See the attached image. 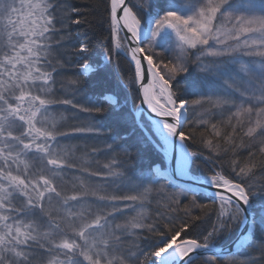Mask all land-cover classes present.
Masks as SVG:
<instances>
[{
	"label": "snow or ice",
	"instance_id": "6c2138e0",
	"mask_svg": "<svg viewBox=\"0 0 264 264\" xmlns=\"http://www.w3.org/2000/svg\"><path fill=\"white\" fill-rule=\"evenodd\" d=\"M99 2L111 39L105 59L126 56L139 86L140 105L123 119L164 161L174 158L176 175L215 161L204 181L212 205L160 184L166 168L143 180L122 170L127 150L91 122L118 100L88 96L87 60L62 75L66 54L88 52L70 47L71 26L82 22L71 0H0V264H264V203L253 206L264 202V0ZM190 65L204 74L192 99L175 87ZM61 106L91 120L65 131ZM71 133L111 143H62ZM209 212L210 227L188 237ZM222 239L232 249L216 248Z\"/></svg>",
	"mask_w": 264,
	"mask_h": 264
},
{
	"label": "trees",
	"instance_id": "16d2710c",
	"mask_svg": "<svg viewBox=\"0 0 264 264\" xmlns=\"http://www.w3.org/2000/svg\"><path fill=\"white\" fill-rule=\"evenodd\" d=\"M156 2L160 7H163L167 0H156ZM71 3L80 10V14L76 18H79L82 22L79 25L71 26L70 47L74 46L78 49L79 45L84 43L88 46V52L80 54L79 57L74 53L66 54L65 60H68L69 64L63 70L62 75H74L78 70L77 64H83L87 60L94 69V71L89 73L88 77L84 78L86 80L85 91L88 96L95 100L97 104H100L103 96L113 95L119 104L117 107H112L104 103L105 112L96 115L95 120H91L87 113H80L76 109H71L70 106H61V110L64 108L68 109L66 114L70 117L68 126L63 130L70 131L71 127L79 126L81 122L91 120L92 123L101 126L106 134L118 138L120 144V149L116 150L118 153L121 149L127 150L128 156L121 154L117 158L123 161L122 170H126L128 176L133 179L139 178L140 180L145 177L150 178L152 165L159 164V166L165 167V161L152 145L142 143L138 139L139 133H133L130 122H125L123 119L127 113L132 112L138 106L135 84H130L128 79L130 75L134 74V71H129V61L122 53L112 54L110 61L105 59L106 52L111 50V39L107 24L102 23L100 19L103 15V4L99 0H71ZM194 72L197 73L195 74ZM198 73L199 75L197 76ZM203 75L195 65H190V73L184 74L177 79L175 87L178 93L187 96L189 99L194 98V93L198 90L197 86H199L200 81L198 77L202 78ZM57 79L59 81L60 78L57 77ZM57 87H59V83ZM68 98H73L70 91ZM75 99L80 100V95H76ZM74 114L77 117L76 119L71 118ZM105 142L111 143V140L106 141L105 136L96 137L95 134L88 133H71L69 137L62 138V143L77 144L82 148L87 145L89 148L97 147L102 149ZM190 150L200 149L198 145H191ZM110 155L112 153L100 155L97 158L103 161L106 156ZM204 155H208L206 150H204ZM216 167L217 163L215 161L201 158L190 165L188 172L198 179H205L211 174L210 170ZM159 183L170 184L163 178L159 180ZM173 186L169 191L177 190L175 187L177 185ZM195 195L197 203L212 205L210 195L203 192L195 193ZM184 202L186 203L187 201ZM262 203L264 202L259 197L254 198L253 206L257 212H259ZM152 207L153 214H155V205ZM193 213L202 215L199 209H194ZM180 216H183V213H180ZM213 220H215V214L214 212H209L206 220L193 222L194 226L187 233V236H199L201 231L210 227ZM144 235L147 236L148 234L145 233ZM229 241V239H222L217 245H224ZM146 244L147 241L142 243V247H145Z\"/></svg>",
	"mask_w": 264,
	"mask_h": 264
},
{
	"label": "water",
	"instance_id": "95a60500",
	"mask_svg": "<svg viewBox=\"0 0 264 264\" xmlns=\"http://www.w3.org/2000/svg\"><path fill=\"white\" fill-rule=\"evenodd\" d=\"M131 43V42H129ZM128 59V58H127ZM134 71V69H133ZM146 82V81H145ZM136 92L138 95V103L140 105V97H139V86L136 85ZM143 109L147 112L149 110H147V106L144 105L142 106ZM149 115H154L151 114L149 112ZM165 167H159L162 171L165 170V168L167 169V174L169 176V179L167 180L168 182H172L175 185L181 187V188H191L193 190V192L195 193H205L207 195H212V193L215 191V189H213L210 185H208L207 183H205L204 179H198L196 177H194L193 175L189 174V172L187 173V175H176L175 174V160L174 158H169L167 161H165ZM240 231H244V229H240ZM216 248H223L225 250H230L233 247V243L230 240L229 242H227L225 245H216Z\"/></svg>",
	"mask_w": 264,
	"mask_h": 264
},
{
	"label": "rangeland",
	"instance_id": "374dc122",
	"mask_svg": "<svg viewBox=\"0 0 264 264\" xmlns=\"http://www.w3.org/2000/svg\"><path fill=\"white\" fill-rule=\"evenodd\" d=\"M157 51H159V49H157ZM198 71H199V69H198ZM194 73H195V72H194ZM196 73H197V72H196ZM196 73H195V74H196ZM198 75H199V73L197 74V76H198ZM198 78H199V80L201 79V77H198ZM197 87H198V86H197ZM135 88H136V86H135ZM197 89H198V88H197ZM108 96H111V95H108ZM112 96H113V95H112ZM137 103H138V99H137ZM138 105H139V103H138ZM153 166H154V167H152V169H154V168H158V167H162V166H159V164H158V165L155 164V165H153ZM204 180H205V179H204ZM166 181H167V180H166ZM167 183L173 184V183L170 182V181H169V182L167 181Z\"/></svg>",
	"mask_w": 264,
	"mask_h": 264
},
{
	"label": "bare ground",
	"instance_id": "6f19581e",
	"mask_svg": "<svg viewBox=\"0 0 264 264\" xmlns=\"http://www.w3.org/2000/svg\"><path fill=\"white\" fill-rule=\"evenodd\" d=\"M152 167H154L153 165H152ZM159 168V167H158ZM160 169V168H159ZM161 170V169H160ZM162 171V170H161ZM173 185H175L174 183H173ZM225 245V244H224Z\"/></svg>",
	"mask_w": 264,
	"mask_h": 264
}]
</instances>
